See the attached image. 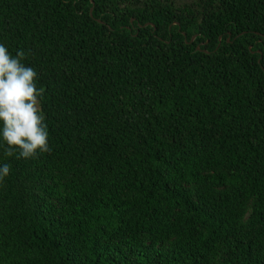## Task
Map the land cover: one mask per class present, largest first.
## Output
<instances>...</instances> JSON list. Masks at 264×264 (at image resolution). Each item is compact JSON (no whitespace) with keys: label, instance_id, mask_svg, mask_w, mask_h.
Masks as SVG:
<instances>
[{"label":"trees","instance_id":"16d2710c","mask_svg":"<svg viewBox=\"0 0 264 264\" xmlns=\"http://www.w3.org/2000/svg\"><path fill=\"white\" fill-rule=\"evenodd\" d=\"M51 153L5 157L0 264H264V0H0Z\"/></svg>","mask_w":264,"mask_h":264},{"label":"clouds","instance_id":"9594fccd","mask_svg":"<svg viewBox=\"0 0 264 264\" xmlns=\"http://www.w3.org/2000/svg\"><path fill=\"white\" fill-rule=\"evenodd\" d=\"M23 50L13 55L0 43V148L5 157L36 159L51 153L46 116L41 107L43 87L39 74L26 66ZM11 172V165H0V187Z\"/></svg>","mask_w":264,"mask_h":264}]
</instances>
